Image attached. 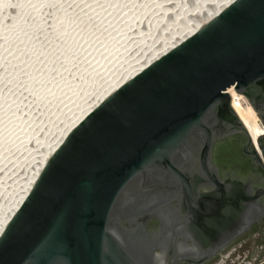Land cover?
<instances>
[{
	"label": "water",
	"instance_id": "obj_1",
	"mask_svg": "<svg viewBox=\"0 0 264 264\" xmlns=\"http://www.w3.org/2000/svg\"><path fill=\"white\" fill-rule=\"evenodd\" d=\"M264 0H235L90 111L0 235V264L264 261Z\"/></svg>",
	"mask_w": 264,
	"mask_h": 264
},
{
	"label": "rangeland",
	"instance_id": "obj_2",
	"mask_svg": "<svg viewBox=\"0 0 264 264\" xmlns=\"http://www.w3.org/2000/svg\"><path fill=\"white\" fill-rule=\"evenodd\" d=\"M16 2V4H18L20 7H22L23 5V3H24V1L25 0H15ZM63 3H61V4H59L58 6H56V5H54V7H53V3H52V5H51V3H50V0H43L41 3H40V5H38V6H36L37 8H34V7H32L29 11H23L22 13H21V15H22V17H20L21 19H19L18 20V22L19 23H25V25L27 26V29L28 30H26V33L24 32V34L26 35V36H29V37H34V39H36L37 40V38H38V41H37V43H40L39 44V46L40 47H38L34 52H35V54L34 53H31V54H28V53H24V52H21V53H24V55H25V57L27 58V61L29 62V63H33V62H35L36 60H39V62L41 63L42 62V64H41V66H42V68L40 69L39 67H41V66H39L38 67V69L36 70V71H38V73H39V75L38 76H41V77H39L38 78V76L36 75H33V74H29V76L26 74V72L24 73V72H19V74L18 75H15V74H13V73H17V71H16V69H14L13 67H10L9 66V68H6V67H4L3 69H1L0 68V102H3L4 100L6 101L7 100V98L9 97H11L10 98V103H9V107H11V108H9L8 106V110H7V112L6 113H8L9 112V110H10V112H14L13 114L15 115L16 113H18V114H16V116L18 117V120L17 121H15L14 120V116H13V114H12V120L9 118V116H8V118H6L7 117V114H3L2 115V111H0V122H2V121H4V119L5 120H7V123H8V125H10V126H13V127H8V125H7V129L5 130V132H7V130H8V134L9 135H7V133L5 134L4 132V136H3V133H1V137H0V142L2 143H0V148H1V145H2V147H3V153H5V155L3 156V155H1L0 156V207L3 205V203H5L6 202V199H8V198H10V193H9V190L13 187V185L15 184L14 182L16 181V179H19V177H23V174H24V172H26L27 171V169L30 167V162H32L31 160V158H33V157H35V155L33 154L34 152H35V150H36V147H39L40 146V144H41V140L44 138V137H47V135H48V133H49V131H50V126H52V125H54V122H56V121H58V116H61L62 114H64L65 112H67V111H69L68 109H69V107L68 106H70L68 103L69 102H71V100L72 99H75L78 95L80 96L81 94L80 93H87L86 91H84L85 90V86L87 87L88 85H89V83H92L93 81H97L98 80V78L100 77V71H102V70H104L103 68H105L106 66L108 67V65L107 64H109L110 62V50H111V54L113 53V51L115 52L116 50H118L117 52L118 53H116V55H118L119 53H120V49L122 48L121 46L123 45V47H127V49H126V51L128 52L126 55H128L129 53V56L131 55V54H133V52L135 53L136 51H137V48L138 47H140V45L141 44H143V45H149L152 41H154L155 40V38H158L159 36H161V34L160 33H162L163 35L166 33V28L164 29V27H165V24H166V26H167V29H169V31L172 29V27L173 26H175V24H172V22H174L175 20H176V18H177V13H178V11L182 8V10H181V12L179 13V15H181V14H186V15H188V16H191V17H196L197 15H198V13H200V10H201V6L203 5L204 6V4H203V0H200V2H198L199 0H196V2H195V4H194V2H193V0H190V1H192L193 3H191V2H189V3H187V0H179V3H181V4H179V5H181V7L179 6V7H175L172 11H170V13L169 14H165L164 12H163V10L162 11H160V12H157L159 9L156 7V6H158V4L160 3V5H163V3L161 4V0H120L121 1V3L122 4H124V6L126 5V6H129V7H134L133 9H131V11L133 10V13H134V15H135V13H136V15L134 16V18H132V20H131V22H128V23H130V24H122V26H134V29L135 30H137V29H140V30H142L141 32H140V30H137V31H135L134 29L133 30H131V32H129V33H132V35L131 34H128L126 37H125V39H124V42H123V34L122 33H124L125 34V32H123L122 31V33H121V27L118 29V26H116V29H115V26L112 28L113 30L115 29V31H113L110 27V29H111V31H110V29L108 28V32H106V30H107V28L106 27H108V26H106L107 25V23L105 22L106 21V19L104 20L103 19V16H102V14L100 13H98L96 10H97V8H98V11H102V10H104V9H106V8H110V7H108V6H110V2L111 1H108V0H96V1H98V2H100V3H98V4H96V6H98V7H96V8H94L95 6H94V4H95V2L96 1H94L93 2V0H91V1H89V0H87V2H86V0H82V1H84V2H78V1H81V0H74V1H70V0H66V3H65V0H61ZM70 1V2H69ZM88 1H89V5H91V7H89L88 8V11H89V9H91V8H94L95 10H92V12H88V13H86L85 11H83L82 10V8L84 7H80L81 6V4L80 3H82L83 5L85 4V2L86 3H88ZM104 1V2H103ZM115 1H118V0H115ZM131 1V2H130ZM173 1V2H172ZM182 1V2H181ZM69 2V3H68ZM90 2H93V3H90ZM151 2H153V3H151ZM2 3H4V4H2ZM76 3L77 4H79V5H76ZM97 3V2H96ZM167 3H169V5H172L171 7H173V5L174 6H178L177 4H178V0H164V4H167ZM170 3H173V4H170ZM177 3V4H176ZM185 3V4H184ZM191 3V4H190ZM1 4L3 5V6H1ZM92 4H93V6H92ZM100 4V5H99ZM139 4V5H138ZM148 4V5H147ZM153 4V5H152ZM176 4V5H175ZM184 4V5H183ZM197 4V6L199 7L198 9V11H193L192 12V8H194V6ZM102 5V6H101ZM106 5H107V7H106ZM153 7H152V6ZM156 5V6H155ZM199 5H201V6H199ZM14 6V3H13V1L12 0H3L2 2H1V0H0V23H3V21L5 20V24L7 23V25L9 26L11 23H13V18H15V14H13L14 12L12 11V8H14L13 7ZM74 6V7H73ZM101 8H100V7ZM142 6H144V7H142ZM190 6V7H189ZM68 7V8H67ZM80 7V8H79ZM104 7V8H103ZM131 7V8H132ZM139 7V8H138ZM154 7H155V12H157V14L156 13H152L154 16L151 18V16H152V14L150 13L149 15H146L147 14V12H148V8H149V11H151L150 9H154ZM166 6H164V8H165ZM64 8V9H63ZM127 8V7H126ZM162 8V7H161ZM179 8V9H178ZM186 8H188V9H186ZM190 8H191V10H190ZM34 9H36V10H34ZM84 12H82L81 10ZM101 9V10H100ZM136 9V10H135ZM137 9H138V11H137ZM146 9H147V11H146ZM172 8H170V10H171ZM176 9V10H175ZM178 10V11H177ZM83 13H81V12ZM87 11V10H86ZM136 11V12H135ZM175 13H174V12ZM183 11V12H182ZM186 11V12H185ZM7 12H9V13H7ZM34 12V13H33ZM52 12V13H51ZM53 12L55 13V16H54V14H53ZM95 12V14H92V13H94ZM81 13V14H80ZM173 13V14H172ZM189 13V14H188ZM11 14V15H10ZM79 14V15H78ZM165 16H164V15ZM172 14V15H171ZM50 15V16H49ZM116 15V14H115ZM121 15V14H120ZM120 15H116V17L114 16V15H112L113 17V21H112V19H110V21H112L113 22V25L114 24H116V21H121L122 19L121 18H123V16H120ZM10 16H12V17H10ZM26 16V17H25ZM58 18H57V17ZM147 16V17H146ZM157 16V17H156ZM164 16V17H163ZM170 16V17H169ZM11 18V20H10V18ZM52 17V18H51ZM54 17H55V19L57 20V19H59L60 21H57L58 22V24H59V26L61 25V26H71L72 24L74 25H76V26H78L77 27V31L78 30H80L79 32H82L83 31V29L85 30L84 32H88L87 30H89V31H91V34H90V37H91V40H93V42H94V39H95V42H94V46L95 45H97L98 46V44H97V42L99 43V46L97 47V46H95V48L97 47V49L98 50H100V52H103V50H104V48H105V52H108V54L107 55H103L104 56V59L103 60H99V63H101L100 65L101 66H99V68L97 67V68H94V67H96V65H94V66H92L90 63H89V66L87 65V63H86V65L84 64V65H82L83 67L81 68L82 70H83V68H85L84 70L86 71L87 69V71L85 72L84 70V72L82 71V70H80V72L81 73H79V72H76L75 71V65H76V58L74 57V56H79V55H81V53L79 54H76V52L75 51H78V50H81L82 49V46L81 47H78L77 45H73L72 47H68V45H66V46H64V47H62L63 46V44H61V42H62V40L59 38V36H58V31H59V28L61 27H58V24H57V22L54 20ZM97 17V18H96ZM102 17V18H101ZM169 17V19H167ZM39 18V19H38ZM13 19V20H12ZM51 19H52V21H51ZM104 21H103V20ZM9 20H10V24H8L9 23ZM32 20V21H31ZM97 20V21H96ZM102 20V21H101ZM149 20V21H148ZM168 20V21H167ZM171 20V21H170ZM7 21V22H6ZM22 21V22H21ZM27 23H26V22ZM49 21V22H48ZM55 21V22H54ZM99 21V22H98ZM53 22V24H51V23ZM95 22V23H94ZM102 22H103V24H102ZM147 22V23H146ZM170 22V23H169ZM176 22V21H175ZM33 23V24H32ZM54 23H56V24H54ZM62 23V24H61ZM77 23V24H76ZM104 23L106 24L105 26H103L104 25ZM158 23V24H157ZM168 23V24H167ZM42 24V25H41ZM80 26H79V25ZM7 25H5V26H7ZM74 25V26H75ZM102 26L101 28H100V26ZM117 25H119V23H117ZM144 27H143V26ZM149 27L148 29H147V26ZM150 25V26H149ZM154 25V26H153ZM155 25H158V27H157V29H155ZM162 25H164V26H162ZM169 25H171V26H169ZM173 25V26H172ZM11 26V25H10ZM53 26H54V28H53ZM96 26H98V27H96ZM137 26V28H135ZM153 26V27H152ZM33 27V28H32ZM163 27V28H162ZM36 30H35V29ZM90 28H91V30H90ZM95 29V31H94V29ZM106 28V29H105ZM87 29V30H86ZM98 29V30H97ZM31 30H33V31H31ZM101 30V31H100ZM123 30V29H122ZM146 30V31H145ZM155 30V31H154ZM57 33H56V32ZM94 31V32H93ZM98 31V32H97ZM100 31V32H99ZM135 31V32H134ZM155 33H154V32ZM159 31V32H158ZM8 31H5L4 33H7ZM104 32V33H103ZM139 33V35L137 36V34ZM143 32H144V34H143ZM156 32H157V34H156ZM9 33H11L10 35L11 36H9ZM94 33V34H93ZM101 33H103L104 35H105V33H106V35L104 36L103 34H101ZM115 35H114V34ZM119 33V34H118ZM134 33H135V35H134ZM137 33V34H136ZM141 33V34H140ZM154 33V34H153ZM16 34V33H15ZM14 34V36H16ZM33 34V35H32ZM97 34V35H96ZM100 34V35H99ZM111 34V35H110ZM123 36H122V35ZM159 34V35H158ZM8 35V36H7ZM7 35H4V36H7V37H3V38H7V39H9V40H7V39H1L0 38V44H2L3 46L5 45V42H7V43H9V41L11 42V41H14V39H15V37L13 38V33L12 32H8V34ZM111 37H110V36ZM118 35H121V36H119V37H117ZM155 35V36H154ZM58 36V37H57ZM92 36H93V38H92ZM98 36V37H97ZM106 36H108L107 38H111L112 40H113V42L111 41V43H113L112 44V46H111V49H110V47L107 49L106 48V46L103 48V46H104V41H106ZM112 36H113V38H112ZM131 36H133V37H131ZM137 36V37H136ZM143 36V37H142ZM12 39V40H10V38ZM57 37V38H56ZM115 37H117L118 38V41H117V38L115 39ZM123 37V38H122ZM137 39H136V38ZM148 37V38H147ZM149 37L151 38V40L149 39ZM48 38V39H47ZM59 38V39H58ZM104 40H103V39ZM132 38V39H131ZM144 38V39H143ZM41 39V40H40ZM55 39V40H54ZM97 39V40H96ZM121 39V40H120ZM134 39V40H133ZM6 40V41H5ZM46 40V41H45ZM90 40V41H91ZM136 40V41H135ZM148 40V41H147ZM4 41V42H3ZM42 41H44V42H42ZM54 41V42H53ZM109 41V42H110ZM114 41H116V42H114ZM122 41V44L120 43V42ZM53 42V43H52ZM92 42V41H91ZM127 42V43H126ZM143 42V43H142ZM4 43V44H3ZM6 43V44H7ZM51 43V44H50ZM59 44V46H58V44ZM108 43V42H107ZM117 43V44H116ZM121 45H120V44ZM43 44V45H42ZM93 44V43H92ZM92 44H90V45H92ZM101 44H102V46H101ZM118 44H119V46H118ZM127 44V46H124V45H126ZM131 44V45H130ZM1 45V48L3 47ZM46 45V46H45ZM107 45V44H106ZM138 45V46H137ZM145 45V46H146ZM6 46V45H5ZM42 46V47H41ZM58 46V47H57ZM94 46L92 45L91 47L89 46L88 48V51H87V53H84L83 52V54L80 56L81 57V59H80V57H77V61H79V59H80V61H82L83 59L84 60H86V59H90V58H88V56H91L92 55V53H93V55H94V51H96V53L97 52H99L97 49H95L94 51H93V48H94ZM108 46V45H107ZM110 46V45H109ZM129 46V47H128ZM100 47V48H99ZM118 47H120L119 49H117ZM135 47H137V48H135ZM0 48V49H1ZM55 48L57 49V50H55ZM59 48H61V49H59ZM70 50H69V49ZM79 48V49H78ZM141 49H142V46L140 47ZM139 48V49H140ZM47 51L48 49V51L51 53V56H55V53L56 52H58V53H60V55H61V53L63 52V50H64V55H62L61 56V58L60 57H58V58H49V55L48 56H44L45 54H44V52L43 51H45V50ZM55 50V52H53L54 50ZM59 49V50H58ZM92 49V51H90ZM107 49V50H106ZM140 49V50H141ZM3 50V49H2ZM1 50V51H2ZM129 50V51H128ZM6 52H7V50H4V51H2L1 52V54H6ZM52 52H53V55H52ZM74 52H75V55H74ZM90 52H92V53H90ZM105 52H103V54L105 53ZM58 53H56V54H58ZM18 53L15 51L13 54H12V56H16ZM88 55V56H87ZM109 55V56H108ZM113 55V54H112ZM116 55H113L112 57H114V56H116ZM53 56V57H54ZM57 56V55H56ZM64 56V57H63ZM82 56H83V59H82ZM85 56H87V58H85ZM105 56H106V58L107 57H109V58H107V60H109L108 62L107 61H105ZM119 56H120V54H119ZM118 56V57H119ZM42 57H45V58H43V61H42ZM66 57V60H67V63H66V60H64V58ZM67 57H69V58H67ZM73 58V59H72ZM79 58V59H78ZM103 58V57H102ZM101 58V59H102ZM41 59V60H40ZM48 59V60H47ZM65 62H64V61ZM114 60H116L115 59V57H114ZM102 61V62H101ZM104 61L106 62V64L104 63ZM113 59L111 60V63L113 64V62H114V64H115V61H113ZM38 62V63H39ZM49 62V63H48ZM46 63V64H45ZM44 64V65H43ZM112 64H109L110 66L112 65ZM117 64V63H116ZM65 65V66H64ZM90 65H91V67H90ZM99 65V64H98ZM44 66V67H43ZM77 66V65H76ZM85 66V67H84ZM88 66V67H87ZM36 67H37V65H36ZM100 67H102L101 69H100ZM106 67V68H107ZM89 68H91V69H89ZM98 70V72L96 71V70ZM43 70H44V74L43 75H41L42 73H43ZM60 71V72H59ZM90 71H93V72H90ZM76 72V73H75ZM90 72V73H89ZM3 73V74H2ZM37 73V72H36ZM41 73V74H40ZM57 73H60V74H57ZM61 73H62V75H61ZM84 73V74H83ZM87 73H89V74H87ZM95 73V74H94ZM97 73H99L98 75H99V77L97 76ZM26 74V77L25 78H23V75H25ZM50 76H49V75ZM74 75V77H73V75ZM78 74H80V75H78ZM82 74V75H81ZM20 75V76H19ZM48 75V76H47ZM57 75H59V76H57ZM66 75V76H65ZM87 75V76H86ZM88 75H90V76H88ZM13 76H14V78H13ZM16 76V77H15ZM28 76V77H27ZM43 76V77H42ZM67 76L68 77H70L71 76V78L69 79V78H67ZM77 76H79V78L77 77ZM67 78V80H69L70 82H67V80H66V78ZM77 77V78H76ZM98 77V78H97ZM28 78V79H27ZM59 78V79H58ZM87 78V79H86ZM89 78V79H88ZM97 78V79H96ZM15 79V80H14ZM24 79H26V80H24ZM76 81H75V80ZM94 79H96V80H94ZM48 82H51V83H53L54 84V86H56V85H58L57 86V89H58V87H59V92H57L56 93V95H55V97L56 98H54V95H53V92L52 93H49V98L51 99H48L50 102H48V100L47 99H44L43 98V94L41 93V86L45 83V85H43L42 87H45L47 84H48ZM57 83V84H56ZM61 83V84H60ZM65 83V84H64ZM68 83V84H67ZM62 84H64V85H62ZM68 85V86H67ZM64 87V88H63ZM65 87H66V90H65ZM61 89H64L63 91H64V93H63V91L61 90ZM68 89V90H67ZM77 89V90H76ZM40 90V91H39ZM82 90V91H81ZM61 91V92H60ZM39 92H40V94H39ZM61 94H63V95H61ZM84 94V95H85ZM40 95V96H39ZM8 96V97H7ZM63 98V99H62ZM64 98H65V100H64ZM56 99H58L59 101H57ZM42 100H44V101H46V102H44V101H42ZM61 100V101H60ZM67 100V101H66ZM69 100V101H68ZM76 100V99H75ZM55 101V102H54ZM57 101V102H56ZM65 103V104H68V106L66 107L64 104H63V102ZM66 101V102H65ZM74 101V100H73ZM6 102H8V101H6ZM6 102H4V103H6ZM52 102V103H51ZM46 103H49V104H47V105H50L49 107H45V106H47L46 105ZM61 103V104H60ZM65 107H66V109H65ZM51 108V109H50ZM53 109V110H52ZM65 110V111H64ZM15 111H16V113H15ZM41 111V112H40ZM53 111V112H52ZM56 111V112H55ZM62 113V114H61ZM61 114V115H60ZM3 116V117H2ZM6 116V117H5ZM22 117V118H21ZM19 118H20V120H19ZM10 121V124H9V121ZM29 120V121H28ZM11 121H12V123H11ZM19 121V122H18ZM16 122V123H15ZM18 123V126H19V124H20V127H17L16 126V124ZM48 124H50V125H48ZM22 126V127H21ZM24 126H25V128H24ZM49 126V127H48ZM15 128V129H14ZM18 130H17V129ZM22 128V129H21ZM21 129V130H20ZM30 129L32 130V129H34V131L33 132H35V133H32V132H30ZM14 130V131H13ZM13 132V133H12ZM24 132V133H23ZM26 133V134H25ZM29 135V136H28ZM9 136V137H8ZM38 136V137H37ZM5 137V138H4ZM6 137H7V139H6ZM10 137H11V139H10ZM17 137V138H16ZM20 137V138H19ZM28 137H30V138H28ZM4 138V139H3ZM35 138V139H34ZM42 138V139H41ZM6 139V140H5ZM15 139H17L16 141H15ZM20 139V140H19ZM22 139V140H21ZM3 140V141H2ZM19 140V142H17ZM46 140V138H44V141ZM39 141H41L40 142V144L38 143ZM7 142V143H6ZM12 142V143H11ZM15 143H17L16 144V147H13L14 145L13 144H15ZM22 143V144H21ZM9 144V146H7ZM10 144H12L13 146H10ZM5 147V148H4ZM10 147V148H9ZM11 147H12V149H11ZM35 148V149H34ZM10 151H9V150ZM15 149V150H14ZM13 150V151H12ZM12 151V152H11ZM8 152V154H9V152H10V154L8 155V154H6ZM30 153H32V154H30ZM5 157V158H4ZM10 157V158H9ZM28 172V171H27ZM10 183V184H9ZM4 186V187H3ZM9 189H7V188ZM4 190H5V192H4ZM6 195V196H5ZM8 196V197H7ZM6 198V199H5ZM3 201V202H2Z\"/></svg>",
	"mask_w": 264,
	"mask_h": 264
},
{
	"label": "bare ground",
	"instance_id": "obj_3",
	"mask_svg": "<svg viewBox=\"0 0 264 264\" xmlns=\"http://www.w3.org/2000/svg\"><path fill=\"white\" fill-rule=\"evenodd\" d=\"M3 0H1V2H2ZM13 1V3H14V8H12V11L14 12L13 14H15V18H13L12 20H13V23H11L10 24V20H11V18L10 17H12V16H10L9 18H10V20H9V23L8 24H10L9 26L7 25V23L5 24V20L3 21V23H0V38L2 39L3 37H7L8 35V32H12L13 33V38L15 37V39H14V41H9V43H7V42H5V45L3 46L2 44H0V48H1V45L3 46L1 49H0V68L1 69H3L4 67H6V68H9V66L10 67H13L14 69H16V71H17V73L15 72V73H13V74H15V75H18L19 74V72H26V74L29 76V74H33V75H39V73H38V71H36L37 69H38V67L39 66H41V64H42V62L40 63L39 62V60H36L35 62H33V63H29L28 61H27V58L25 57V55H24V53H28V54H31V53H34L35 54V50L38 48V47H40L39 46V44L41 43H37V41H38V38H37V40L36 39H34V37H29V36H26L25 34H24V32L26 33V30H28L27 29V26L25 25V23H23L22 21V23H19L18 22V20L19 19H21L20 17H22V15H21V13L25 10V11H29L32 7H34V8H37L36 6H38V5H40V3L43 1V0H25L24 1V3L22 4L23 6L22 7H20L18 4H16L15 2V0H12ZM71 2L72 1H74V0H70ZM69 1V2H70ZM89 1H91V0H89ZM89 1H88V3H86L87 2V0H86V2H85V4L83 5L82 3H80L81 4V6L80 7H83L82 8V10L83 11H85L86 13H88V12H92V10H95L94 8H96V7H98V6H96V4H98V3H100V2H98V1H96V0H93V2L94 1H96L95 2V4L93 3V2H90V3H93L94 4V8H91V9H89V11H88V8L89 7H91V5H89ZM105 1V0H104ZM103 1V2H104ZM108 1H111L110 2V6H108V7H110V8H106V9H104V10H102L101 12L100 11H98V8H97V12L100 14H102V16H103V19L105 20L106 19V23H107V25L104 23V25L103 26H108V27H106L107 28V30H106V32H108V28L110 27L111 29L115 26V29H116V26H118V29L120 28L121 29V33H122V31L123 32H125V34L124 33H122L121 35L124 37H122L123 39V42H124V39H125V37L128 35V34H131L132 35V33H129V32H131V30H133L134 29V26L132 25V26H122V24L124 25V24H130V23H128V22H131V20H132V18H134V16L136 15V13H135V15H134V13H133V8L134 7H129V6H124V4H122L121 3V1L120 0H118V1H115V0H108ZM124 1V0H123ZM139 1V0H138ZM148 1V0H147ZM184 1V0H183ZM235 0H203V4H204V6L202 5H199V6H201L200 8H201V10H200V13H198V15L196 16V17H191V16H188V15H186L185 13L184 14H181V15H179V13L181 12V10H182V8L178 11V15H177V18H176V22L174 21V22H172V24H175V26H173L172 27V29L169 31V29H167V26H166V24H165V27H164V29L166 28V33L163 35L162 33H160L161 34V36H159L158 38H155V40L154 41H152L149 45H143V44H141L140 45V47L142 46V49L140 48V47H135V48H137V51L134 53L133 52V54H131L130 56H129V54L128 55H126L128 52L126 51V49H127V47H123V45L121 46L122 48L120 49L121 51H120V56H119V54L118 55H116V53H118L119 51L118 50H116L115 52L113 51V55H116V56H114L115 57V59L116 60H114V57H112L113 55L111 54V50H110V61L109 60H107V58H109V57H107L106 58V56H105V61H109L108 63L109 64H112L111 63V60L113 59V61H115V64H114V62H113V64L110 66L109 64H107L108 65V67L106 68H103L104 70H102V71H100L99 73L101 74L100 75V77H99V73H97V76L99 77H97L98 78V80L95 82V81H93L92 83H89V85L86 87L85 86V90L84 91H86L87 93L85 94V93H80L81 95L79 96H77L75 99H72L71 100V102H69L68 104L70 105V106H68V104H65L63 101V104L66 106H68L69 107V111H67V112H65L64 114H60L61 116H58V121H56V122H54V125H52V126H50V131H49V133H48V135H47V137H44V138H46V140L44 141V138L41 140V141H39L38 143L40 144V142H41V144H40V146L39 147H36V150H35V152L33 153L34 155H35V157H33V158H31L32 160V162H30V167L27 169V171L26 172H24V174H23V177L21 176V177H19V179H16V181L14 182L15 184L13 185V187L9 190L7 187V189L9 190V193H10V198H8V199H6V202L5 203H3V205L0 207V235H1V233L3 232V230H4V228L6 227V225H7V223H8V221H9V218H10V216H13L14 214H15V212L17 211V209H18V204H19V202L20 201H22V200H24L25 198H26V196L28 195V193L30 192V190H31V188H32V186H33V184H34V182H35V178L36 177H38V175L41 173V171H42V169H43V166L45 165V163H46V161H47V159L53 154V152L59 147V145L63 142V140L65 139V137L67 136V134L90 112V111H92L94 108H96L97 107V105L98 104H100L105 98H107L110 94H112L114 91H116L120 86H122L126 81H128V80H130L133 76H135L137 73H139L140 71H142L144 68H146L149 64H151L152 62H154L155 60H157L160 56H162V55H164L165 53H167L168 51H170V50H172L175 46H177L179 43H181L182 41H184L185 39H187L188 37H190L191 35H193L196 31H198L201 27H202V25L204 24V23H206L208 20H210L211 18H214L215 16H217L223 9H225L226 7H228L230 4H232L233 2H234ZM68 2V3H69ZM78 2H84V1H78ZM131 2V1H130ZM173 2V1H172ZM182 2V1H181ZM189 2H191V3H193L194 2V4H195V2H196V0H193V2L192 1H190V0H187V3H189ZM198 2H200V0L198 1ZM50 3H51V5H52V3H53V7H54V5H56V6H58L59 4H61V3H63L61 0H50ZM65 3H66V0H65ZM151 3H153V2H151ZM163 3V5H160V3L158 4V6H156L159 10L157 11V12H160V11H162L163 10V12L166 14H169L170 13V11H172L175 7L177 8V7H181V5H179V4H181V3H179V0H178V6H174L173 5V7H171L172 5H169V3H167V4H164V0H161V4ZM190 3V4H191ZM2 4H4V3H2ZM1 4V6H3ZM93 4H92V6H93ZM170 4H173V3H170ZM175 4V5H176ZM185 4V3H184ZM183 4V5H184ZM76 5H79V4H77L76 3ZM100 5V4H99ZM139 5V4H138ZM148 5V4H147ZM153 5V4H152ZM151 5V6H152ZM102 6V5H101ZM164 6H166L165 8H164ZM74 7V6H73ZM79 7V8H80ZM100 7V6H99ZM106 7H107V5H106ZM127 7V8H126ZM142 7H144V6H142ZM153 7V6H152ZM162 7V8H161ZM190 7V6H189ZM68 8V7H67ZM101 8V7H100ZM104 8V7H103ZM139 8V7H138ZM170 8H172L171 10H170ZM199 7L197 6V4L194 6V8H192V12L193 11H198L199 9H198ZM64 9V8H63ZM131 9H133L132 11H131ZM179 9V8H178ZM186 9H188V8H186ZM34 10H36V9H34ZM81 10V9H80ZM81 10V11H82ZM87 10V11H86ZM101 10V9H100ZM136 10V9H135ZM151 11H149V8H148V12H147V14L146 15H149L150 13L152 14V13H156L157 14V12H155V7H154V9H150ZM176 10V9H175ZM190 10H191V8H190ZM80 11V12H81ZM82 11V12H83ZM137 11H138V9H137ZM146 11H147V9H146ZM81 12V13H82ZM136 12V11H135ZM174 12V11H173ZM183 12V11H182ZM186 12V11H185ZM7 13H9V12H7ZM34 13V12H33ZM52 13V12H51ZM80 13V14H81ZM84 13V12H83ZM82 13V14H83ZM175 13V12H174ZM53 14H54V16H55V13L53 12ZM92 14H95V12L94 13H92ZM120 15V16H123V18H121L122 20L121 21H116V24H114L113 25V16L112 15H114L115 17H116V15ZM173 14V13H172ZM171 14V15H172ZM189 14V13H188ZM11 15V14H10ZM79 15V14H78ZM164 15V14H163ZM50 16V15H49ZM154 15L152 14V16H151V18L153 17ZM165 16V15H164ZM163 16V17H164ZM26 17V16H25ZM57 17V16H56ZM113 17V18H112ZM147 17V16H146ZM157 17V16H156ZM170 17V16H169ZM169 17L167 18V19H169ZM52 18V17H51ZM58 18V17H57ZM97 18V17H96ZM102 18V17H101ZM39 19V18H38ZM102 19V20H103ZM110 19H112V21H110ZM54 20L57 22V21H60L59 19H55V17H54ZM101 20V21H102ZM103 20V21H104ZM32 21V20H31ZM51 21H52V19H51ZM54 21V22H55ZM97 21V20H96ZM149 21V20H148ZM168 21V20H167ZM171 21V20H170ZM7 22V21H6ZM26 22V21H25ZM49 22V21H48ZM61 22V21H60ZM99 22V21H98ZM27 23V22H26ZM51 23V22H50ZM95 23V22H94ZM117 23H119V25H117ZM147 23V22H146ZM170 23V22H169ZM33 24V23H32ZM51 24H53V22L51 23ZM54 24H56V23H54ZM57 24H58V22H57ZM62 24V23H61ZM77 24V23H76ZM102 24H103V22H102ZM158 24V23H157ZM168 24V23H167ZM5 25H7V26H5ZM42 25V24H41ZM75 25V24H74ZM73 24L71 25V26H59V24H58V27H60L59 28V31H58V36H59V38L62 40V42H61V44H63V46L62 47H64V46H66V45H68V47L70 48V47H72L73 45L75 46V45H77L78 47H81L82 46V49L81 50H78V51H75L76 52V54H80L81 53V55L83 54V52L84 53H87V51H88V47L90 46H94V42H95V39H94V42H93V40H91V37H90V34H91V28H90V30L91 31H89V30H87L88 32H84L85 30L83 29V31L82 32H79L80 30H76L77 29V27L78 26H74ZM79 25V24H78ZM80 26V25H79ZM100 26V25H99ZM143 26V25H142ZM147 26V25H146ZM150 26V25H149ZM154 26V25H153ZM152 26V27H153ZM156 27H155V29H157V27H158V25H155ZM162 26H164V25H162ZM169 26H171V25H169ZM96 27H98V26H96ZM102 26H100V28H101ZM144 27V26H143ZM33 28V27H32ZM53 28H54V26H53ZM79 28V27H78ZM103 28V27H102ZM105 28V29H106ZM109 28V29H110ZM135 28H137V26L135 27ZM149 27L147 26V29H148ZM163 28V27H162ZM35 29V28H34ZM94 29V28H93ZM111 29H110V31H111ZM115 29L113 30V31H115ZM123 29V30H122ZM141 29V28H140ZM140 29H137V30H140ZM36 30V29H35ZM98 30V29H97ZM117 30V29H116ZM135 30V29H134ZM137 30H135V31H137ZM5 31H8L7 33H4ZM31 31H33V30H31ZM94 31H95V29H94ZM93 31V32H94ZM101 31V30H100ZM99 31V32H100ZM134 31V32H135ZM142 30H140V32H141ZM146 31V30H145ZM155 31V30H154ZM153 31V32H154ZM98 32V31H97ZM159 32V31H158ZM16 33V34H15ZM104 33V32H103ZM103 33H101V34H103ZM138 33V32H137ZM136 33V34H137ZM155 33V32H154ZM153 33V34H154ZM11 33H9V36H11L10 35ZM14 34L16 35V36H14ZM94 34V33H93ZM114 34V33H113ZM119 34V33H118ZM141 34V33H140ZM143 34H144V32H143ZM156 34H157V32H156ZM4 35H7V36H4ZM33 35V34H32ZM97 35V34H96ZM100 35V34H99ZM104 35V34H103ZM105 35H106V33H105ZM104 35V36H105ZM111 35V34H110ZM109 35V36H110ZM115 35V34H114ZM121 35H118L117 37H119V36H121ZM134 35H135V33H134ZM139 35V33L137 34V36ZM159 35V34H158ZM57 36V37H58ZM136 36V37H137ZM155 36V35H154ZM56 37V38H57ZM98 37V36H97ZM108 36H106V41H104V46H103V48L106 46V48L108 49L109 47H110V49H111V46H112V44L113 43H111V41L113 42V40L109 37V38H107ZM117 37H115V39L117 38ZM131 37H133V36H131ZM135 37V38H136ZM143 37V36H142ZM8 38V37H7ZM7 38H3V39H7ZM10 38V37H9ZM12 38V37H11ZM10 38V40H12ZM58 38V39H59ZM92 38H93V36H92ZM112 38H113V36H112ZM148 38V37H147ZM48 39V38H47ZM103 39V38H102ZM111 41H110V40ZM132 39V38H131ZM137 39V38H136ZM144 39V38H143ZM149 39L151 40V38L149 37ZM7 40H9V39H7ZM41 40V39H40ZM55 40V39H54ZM92 42H91V41ZM97 40V39H96ZM104 40V39H103ZM121 40V39H120ZM134 40V39H133ZM6 41V40H5ZM46 41V40H45ZM110 41V42H109ZM117 41H118V38H117ZM136 41V40H135ZM148 41V40H147ZM4 42V41H3ZM42 42H44V41H42ZM54 42V41H53ZM52 42V43H53ZM108 42V43H107ZM114 42H116V41H114ZM120 42V41H119ZM7 43V44H6ZM93 43V44H92ZM121 44H122V41L120 42ZM119 43V44H120ZM127 43V42H126ZM143 43V42H142ZM4 44V43H3ZM51 44V43H50ZM58 44V43H57ZM90 44H92V45H90ZM97 44H98V46H99V43L97 42ZM108 46H107V45ZM117 44V43H116ZM119 44H118V46H119ZM120 44V45H121ZM41 45V44H40ZM43 45V44H42ZM110 45V46H109ZM131 45V44H130ZM46 46V45H45ZM58 46H59V44H58ZM57 46V47H58ZM73 46V47H74ZM95 46H97V45H95ZM95 46H94V48H93V51L95 50V49H97V47L95 48ZM101 46H102V44H101ZM114 46V45H113ZM112 46V47H113ZM124 46H127V44L126 45H124ZM138 46V45H137ZM42 47V46H41ZM129 47V46H128ZM68 48V49H69ZM100 48V47H99ZM120 47H118L117 49H119ZM141 50H140V49ZM3 49V50H2ZM59 49H61V48H59ZM58 49V50H59ZM79 49V48H78ZM106 49V50H107ZM4 51V50H7V52H6V54H1V52L2 51ZM45 50V49H44ZM49 50V49H48ZM43 51L44 52V56L46 57V56H48L49 55V58H58V57H60L61 58V56L62 55H64V50H63V52L61 53V55H60V53H58V52H56V53H58V54H56L55 53V56L53 55V52H55V50H57L56 48H55V50L52 52V55L54 56H51V53L49 52V51ZM62 50V49H61ZM70 50V49H69ZM98 50V49H97ZM101 50V49H100ZM100 50H98L99 52H97L96 53V51H94V55H93V51H92V49L90 50V51H92V52H90V53H92V55L91 56H88V58H90V59H86V60H84L83 59V56H82V61H80V59H81V55H79V56H74L75 58H76V65H75V71L76 72H79V73H81L80 72V70H82L81 68L83 67L82 65H86V63H87V65L89 66V63L92 65V66H94V65H96V67H94V68H99V66H101L100 64L101 63H99V60H103L104 59V56L103 55H107L108 54V52H105L104 50H105V48H104V50H103V52H105L104 54H103V52H100ZM109 50V49H108ZM17 52L18 54L16 55V56H12V54L14 53V52ZM102 51V50H101ZM118 51V52H117ZM129 51V50H128ZM21 52H24V53H21ZM75 52H74V55H75ZM57 55V56H56ZM84 55V54H83ZM108 55V56H109ZM87 56H85V58H87ZM119 56V57H118ZM45 57H42L41 59H42V61H43V58H45ZM64 57V56H63ZM77 57H80V59H79V61H77ZM103 57V58H102ZM67 58H69V57H67ZM102 58V59H101ZM40 59V60H41ZM73 59V58H72ZM48 60V59H47ZM64 60H66V57L64 58ZM63 60V61H64ZM104 61V63L106 64V62ZM39 62V63H38ZM65 62V61H64ZM102 62V61H101ZM49 63V62H48ZM66 63H67V60H66ZM117 63V64H116ZM46 64V63H45ZM99 64V65H98ZM36 65H37V67H36ZM39 65V66H38ZM44 65V64H43ZM91 65H90V67H91ZM65 66V65H64ZM87 66V67H88ZM44 67V66H43ZM85 67V66H84ZM40 69L42 68V66L41 67H39ZM102 67H100V69H101ZM85 68H83V70H84ZM89 69H91V68H89ZM82 70V71H83ZM88 70V69H87ZM86 70V71H87ZM92 70V69H91ZM96 70V69H95ZM85 71V70H84ZM83 71V72H84ZM85 71V72H86ZM97 72H98V70H96ZM37 72V73H36ZM60 72V71H59ZM75 72V73H76ZM90 72H93V71H90ZM89 72V73H90ZM45 72H44V70H43V73L41 74V75H43ZM89 73H87V74H89ZM3 74V73H2ZM26 74L25 75H23V78H25L26 77ZM57 74H60V73H57ZM84 74V73H83ZM95 74V73H94ZM37 75V76H38ZM49 75V74H48ZM47 75V76H48ZM61 75H62V73H61ZM73 75V74H72ZM78 75H80V74H78ZM82 75V74H81ZM1 76V75H0ZM20 76V75H19ZM25 76V77H24ZM27 76V77H28ZM50 76V75H49ZM57 76H59V75H57ZM66 76V75H65ZM87 76V75H86ZM88 76H90V75H88ZM16 77V76H15ZM39 77H41V76H38V78ZM43 77V76H42ZM73 77H74V75H73ZM78 78H79V76H77ZM76 77V78H77ZM1 78V77H0ZM13 78H14V76H13ZM66 78V77H65ZM67 78H71V76L70 77H68L67 76ZM67 78H66V80H67ZM96 78V79H97ZM28 79V78H27ZM40 79V78H39ZM59 79V78H58ZM87 79V78H86ZM89 79V78H88ZM96 79H94V80H96ZM15 80V79H14ZM24 80H26V79H24ZM75 80V79H74ZM76 81V80H75ZM67 82H70L69 80H67ZM57 84V83H56ZM61 84V83H60ZM65 84V83H64ZM64 84H62V85H64ZM68 84V83H67ZM43 85H45V83L43 84ZM42 85V86H43ZM40 87L41 88V93L43 94L42 96H43V98L44 99H50L49 98V93H52L53 92V95H54V98H56L55 97V95H56V93L57 92H59V87H58V89H57V86L58 85H56V86H54V84L53 83H51V82H48V84L45 86V87ZM68 86V85H67ZM64 88V87H63ZM62 91L64 90V89H61ZM65 90H66V87H65ZM68 90V89H67ZM77 90V89H76ZM40 91V90H39ZM82 91V90H81ZM49 92V93H48ZM61 92V91H60ZM63 93H64V91H63ZM230 93H231V95H232V97H233V107H234V109H235V111L237 112V114L239 115V117L241 118V120L244 122V124L246 125V127H247V129L249 130V132H250V134L252 135V137L254 138V139H256L259 135H261V134H263L264 133V127L261 125V122H260V118L258 117V115H257V113L255 112V110L252 108V106L249 104V102L246 100V98L245 97H243V96H241V95H238L237 93H235L233 90H230ZM39 94H40V92H39ZM85 94V95H84ZM41 95V94H40ZM39 95V96H40ZM61 95H63V94H61ZM8 97V96H7ZM11 98V97H10ZM10 98L8 97L7 98V100L6 101H8V102H6L5 100L3 101V102H0V111H2L1 113H2V115L4 114H7V117L6 118H8V116H9V118L12 116V114L14 113H12V112H10V110H9V112L11 113H6L7 112V110H8V107H9V103H10ZM52 99V98H51ZM50 99V100H51ZM63 99V98H62ZM46 100V101H47ZM57 101H59L58 99H56ZM64 100H65V98H64ZM74 100V101H73ZM42 101H44V100H42ZM46 101H44V102H46ZM56 101V102H57ZM61 101V100H60ZM67 101V100H66ZM65 101V102H66ZM69 101V100H68ZM4 102H6V103H4ZM48 102H50L49 100H48ZM55 102V101H54ZM52 103V102H51ZM47 104H49V103H46V105ZM61 104V103H60ZM8 106V107H7ZM50 105H47V106H45L46 108L47 107H49ZM66 106V107H67ZM51 107V106H50ZM66 107H65V109H66ZM9 108H11V107H9ZM51 109V108H50ZM53 110V109H52ZM65 111V110H64ZM41 112V111H40ZM53 112V111H52ZM56 112V111H55ZM0 113V114H1ZM15 113H16V111H15ZM11 116H10V115ZM16 114H18V113H16ZM16 114L14 115L13 114V116H14V120L15 121H17L18 120V117L20 116L19 114V116L17 117L16 116ZM12 116V117H13ZM3 117V116H2ZM11 117V118H12ZM5 118V119H6ZM8 118V119H9ZM10 118V119H11ZM22 118V117H21ZM4 119V121H2V122H0V135H1V133H7L8 132V130H7V132H5V130L7 129V125H8V123H7V120H5ZM12 120V119H11ZM19 120H20V118H19ZM9 121V120H8ZM21 121V120H20ZM29 121V120H28ZM19 122V121H18ZM11 123H12V121H11ZM16 123V122H15ZM7 124V125H6ZM9 124H10V121H9ZM13 124V123H12ZM48 125H50V124H48ZM10 125H8V127H9ZM16 126L17 127H20V124H19V126H18V123L16 124ZM10 127H13V126H10ZM9 127V128H10ZM22 127V126H21ZM49 127V126H48ZM24 128H25V126H24ZM15 129V128H14ZM17 129V128H16ZM22 129V128H21ZM20 129V130H21ZM18 130V129H17ZM14 131V130H13ZM34 131V129H30V132H32V133H35V132H33ZM3 133V136L5 135ZM13 133V132H12ZM24 133V132H23ZM26 134V133H25ZM7 135H9L8 133H7ZM29 136V135H28ZM1 137V136H0ZM9 137V136H8ZM38 137V136H37ZM2 138V137H1ZM5 138V137H4ZM3 138V139H4ZM17 138V137H16ZM20 138V137H19ZM28 138H30V137H28ZM6 139H7V137H6ZM5 139V140H6ZM10 139H11V137H10ZM35 139V138H34ZM17 139H15V141H16ZM20 140V139H19ZM19 140L17 141V142H19ZM22 140V139H21ZM3 141V140H2ZM1 143V142H0ZM7 143V142H6ZM12 143V142H11ZM2 144V143H1ZM16 144L17 143H15V144H10V146H13V147H16ZM22 144V143H21ZM7 146H9V144L7 145ZM5 148V147H4ZM10 148V147H9ZM11 149H12V147H11ZM10 149V150H11ZM35 149V148H34ZM9 150V149H8ZM9 150V151H10ZM15 150V149H14ZM13 151V150H12ZM11 151V152H12ZM6 154H8V152L6 153ZM9 154H10V152H9ZM8 154V155H9ZM30 154H32V153H30ZM1 155H5V153H3V147H2V145H1V148H0V156ZM6 156V155H5ZM5 158V157H4ZM10 158V157H9ZM10 184V183H9ZM4 187V186H3ZM4 192H5V190H4ZM6 193V192H5ZM6 196V195H5ZM8 197V196H7ZM3 202V201H2Z\"/></svg>",
	"mask_w": 264,
	"mask_h": 264
},
{
	"label": "flooded vegetation",
	"instance_id": "obj_4",
	"mask_svg": "<svg viewBox=\"0 0 264 264\" xmlns=\"http://www.w3.org/2000/svg\"><path fill=\"white\" fill-rule=\"evenodd\" d=\"M260 122H261V125L264 127V124L262 123V121L260 120ZM261 135H263L264 136V133L263 134H261ZM261 159H262V161H263V163H264V157L261 155ZM259 264H264V261H262L261 263H259Z\"/></svg>",
	"mask_w": 264,
	"mask_h": 264
}]
</instances>
